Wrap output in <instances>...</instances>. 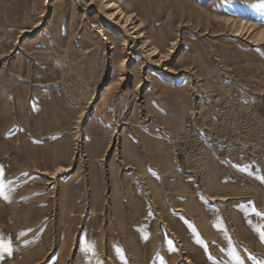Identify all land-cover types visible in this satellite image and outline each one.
Wrapping results in <instances>:
<instances>
[{
	"label": "rangeland",
	"instance_id": "374dc122",
	"mask_svg": "<svg viewBox=\"0 0 264 264\" xmlns=\"http://www.w3.org/2000/svg\"><path fill=\"white\" fill-rule=\"evenodd\" d=\"M261 5L0 0V264H264Z\"/></svg>",
	"mask_w": 264,
	"mask_h": 264
},
{
	"label": "bare ground",
	"instance_id": "6f19581e",
	"mask_svg": "<svg viewBox=\"0 0 264 264\" xmlns=\"http://www.w3.org/2000/svg\"><path fill=\"white\" fill-rule=\"evenodd\" d=\"M113 1H110L108 4L110 5V7H112V12H110V14H109V17H110V19L111 20H113V21H115L116 20V17L117 16H121V19L123 20V24L125 25L124 27H130V29L129 30H132L133 32L131 33V34H133V33H135L138 29H137V27L138 26H136V25H134V24H132L131 22H132V20L133 19H131V15L129 14V13H127V12H124L121 8H120V6H119V4H116V2H113ZM92 4V1L91 2H89V5H91ZM134 16V15H133ZM136 16V15H135ZM115 17V18H114ZM138 18V17H137ZM139 19V18H138ZM138 22V21H137ZM97 29V28H96ZM28 31V30H27ZM97 31V30H96ZM25 32V31H24ZM99 32H102V31H99ZM127 32H129V31H127ZM124 33H126V32H124ZM126 35V34H125ZM138 35V34H137ZM140 37L142 38H144V35H140ZM149 38L150 37H148V36H146V38H144V39H146L145 41H146V43H145V41H144V43H143V45H142V47H144V48H146L147 49V47H150V49H148L147 51L149 52V55L152 57V56H155V55H164L165 53H164V50L162 51V50H159L157 47H155V45L153 46V42H147V39H148V41H149ZM108 38H104L103 40H107ZM126 41V40H125ZM147 43H149V44H147ZM153 46V47H152ZM172 48V47H171ZM111 49H112V47H111ZM200 104V103H199ZM116 129V128H115ZM174 145V144H173ZM196 159V158H195ZM204 162V161H203ZM195 163V162H194ZM192 164V163H191ZM190 164V165H191ZM190 165H189V167H190ZM187 166V165H186ZM188 167V166H187ZM201 168V167H200ZM179 170V169H178ZM194 170V169H193ZM195 172V171H194ZM209 173V172H208ZM220 182V181H219ZM225 199V198H224ZM115 209V208H114Z\"/></svg>",
	"mask_w": 264,
	"mask_h": 264
},
{
	"label": "snow or ice",
	"instance_id": "6c2138e0",
	"mask_svg": "<svg viewBox=\"0 0 264 264\" xmlns=\"http://www.w3.org/2000/svg\"><path fill=\"white\" fill-rule=\"evenodd\" d=\"M261 6L264 7V5ZM5 187L6 185L4 183L3 170H0V198H3L4 200H8V196L5 194ZM261 237L264 238V232L261 233ZM12 252H13V248H12L11 240L5 242L3 239H0V256L4 254L11 256Z\"/></svg>",
	"mask_w": 264,
	"mask_h": 264
},
{
	"label": "built area",
	"instance_id": "2783aa9c",
	"mask_svg": "<svg viewBox=\"0 0 264 264\" xmlns=\"http://www.w3.org/2000/svg\"><path fill=\"white\" fill-rule=\"evenodd\" d=\"M194 135H196L197 136V134H194ZM199 162H201V161H199ZM196 163H198V162H196ZM196 163H194V164H196ZM187 170H189V169H187ZM187 170H186V172H187ZM190 171V170H189Z\"/></svg>",
	"mask_w": 264,
	"mask_h": 264
}]
</instances>
